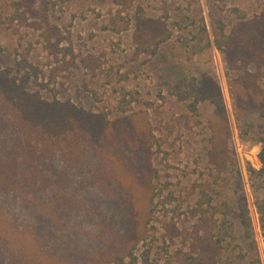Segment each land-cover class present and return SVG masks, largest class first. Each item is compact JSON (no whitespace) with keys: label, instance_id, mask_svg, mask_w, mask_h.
Returning <instances> with one entry per match:
<instances>
[{"label":"rangeland","instance_id":"obj_1","mask_svg":"<svg viewBox=\"0 0 264 264\" xmlns=\"http://www.w3.org/2000/svg\"><path fill=\"white\" fill-rule=\"evenodd\" d=\"M19 2L0 0V144L39 156L47 179L0 190V264H188L193 239L205 250L232 213L235 238L215 249L217 264H264V117L255 104H264V64L258 72L251 62L264 45V0ZM221 27L233 38L223 50ZM22 58L37 79L18 70ZM205 77L220 86L229 121L220 168L207 127L216 106L199 94Z\"/></svg>","mask_w":264,"mask_h":264},{"label":"trees","instance_id":"obj_2","mask_svg":"<svg viewBox=\"0 0 264 264\" xmlns=\"http://www.w3.org/2000/svg\"><path fill=\"white\" fill-rule=\"evenodd\" d=\"M23 0H20V2L18 3L19 5L22 3ZM46 14V13H45ZM44 14V15H45ZM261 20L264 21V13L261 14L260 16ZM41 22H45V18H41L40 19ZM56 30V28H51V32L53 33ZM219 30V34L221 35L222 38L218 37L216 40V45L217 48H219L220 50H223V48L226 47H230L232 42H233V38L232 36L229 35H225V31L224 28L221 27L218 29ZM168 38V35H163L161 37H159V39L156 41V47L161 43L166 41ZM0 52H1V46H0ZM66 53V52H65ZM64 53V55H65ZM57 54V53H56ZM255 54V58H251V62L255 63V65L258 68V72L260 71V68L262 67V65L264 64V45H260L257 48V51ZM69 63V62H68ZM29 68L31 69V71H33L32 73L29 72ZM19 71H25V79H31L32 77H34L35 79H37L38 77V67L33 65L27 58H22L21 60H19ZM5 71L3 69L0 68V74L4 73ZM246 73H242L239 77L240 82L243 84H247L246 82V77H245ZM209 78L205 77L202 80L201 86L199 88V94L202 95L203 99H207V98H211L212 102L215 104V112L213 113V118H209L208 119V124L207 127L210 129V138H209V145H210V152H211V156H215V165L217 167L220 168V166L223 167L225 166V164H227L228 160V153H229V148H228V135L230 132V128H229V121L227 118V114H226V110H225V104L223 102V97H222V93H221V88L218 84L215 85V87L213 88V84H206V81H208ZM211 83V82H209ZM255 83V82H254ZM248 85V84H247ZM209 87V88H208ZM215 89L217 91V95L218 98H213V96L215 95ZM128 94L127 91H122L120 92V97L121 99L119 100V112H121L122 114L126 113L127 111V107L126 105H128L127 100L125 99L126 95ZM189 92L184 93L183 96H181V99L186 101V107L188 109V111L195 117H201L202 112H201V108L199 106L200 101L198 99H193L190 100L189 99ZM252 96V95H251ZM250 96V97H251ZM255 96H257V94H255ZM257 109H260L261 115L264 117V104L261 105L258 102H255ZM215 118V119H214ZM217 119V120H216ZM260 128L262 129L260 131V133L262 134V138H260V140L262 142H264V125L260 126ZM154 134H153V130L148 129V131H146V135H145V139L146 142L148 144V147L151 148L154 145ZM43 151L38 150V154L41 156L43 162L45 163L47 158L45 156H43L41 153ZM18 153H13V152H9L6 149V146H2L0 144V190L4 189L7 191H13V190H21V189H25V188H29L31 189V187H35V186H31L30 184H26L27 182H29V180H34L36 179L39 175L44 176V183L47 179V177L44 174V171L46 169L44 168H40L39 166L35 165L34 163L37 161V157L33 152L29 150H25L22 154H18ZM19 157H26L24 160H20ZM40 159V157H39ZM41 160V159H40ZM33 162V163H32ZM27 163V167H25L23 169V171H21V168L24 167V165ZM32 165V166H31ZM20 170V172H19ZM24 181V183L26 184L25 187L22 188H13L11 187L12 185H16V183ZM37 183L39 185L40 182H35L34 185H37ZM32 184V183H31ZM156 193V192H155ZM156 195V194H154ZM161 194H159V197ZM153 198V202L155 197L152 196ZM166 202H164L163 204H165ZM203 203H201L202 205ZM227 204V203H226ZM225 204V205H226ZM220 205V204H219ZM218 205V206H219ZM256 206L260 215V227L262 229L263 235H264V198L262 199H258L256 202ZM213 207H216L215 205H213ZM217 209V208H216ZM153 213V209L150 208L149 213H148V217L150 218L151 215ZM194 217L196 218L195 224L198 225V223H200V221H204V219H206V214L204 213V211H202L198 216L196 213H194ZM197 216V217H196ZM236 215L234 213H232V217L230 216V214L228 216H224L220 223L217 225V233H216V237H213V235H208V243L205 246V250L201 248V246H198L197 241H198V237L193 239V250L191 249V253L188 254V264H217V256H216V251L215 249L221 248L222 244V240H224L225 235H230L233 239L235 238V232L237 230V220L235 219ZM150 221V220H149ZM148 220L146 222H149ZM241 223L244 226V235L246 234L247 237H251V234H249V225L248 223L245 221L244 217L240 218ZM208 222V221H207ZM216 225V224H215ZM199 233H201L199 231ZM196 234L197 236H199L198 231L196 230ZM203 239V237L201 238V240ZM251 245H253L254 248H256V243L254 240L251 241ZM214 251H210L208 247H211ZM201 249V250H200ZM131 255V254H130ZM122 260V258L120 257L119 260ZM117 260V259H115ZM134 260H137L136 258H134ZM106 264H112V262L108 261ZM186 264H187V260H186ZM231 264V263H228Z\"/></svg>","mask_w":264,"mask_h":264}]
</instances>
